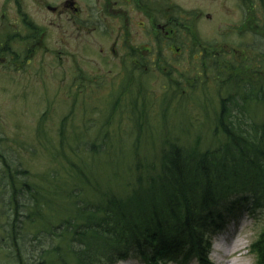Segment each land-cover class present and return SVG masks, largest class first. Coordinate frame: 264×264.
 Segmentation results:
<instances>
[{
	"label": "rangeland",
	"instance_id": "obj_1",
	"mask_svg": "<svg viewBox=\"0 0 264 264\" xmlns=\"http://www.w3.org/2000/svg\"><path fill=\"white\" fill-rule=\"evenodd\" d=\"M132 1L110 0L105 9V0H0V151L30 172L45 217L27 220L35 201L21 192L25 238L11 237L0 215V264H55L56 250L49 249L67 253V222H80L77 207L129 193L137 163L158 164L162 137L187 146L199 138L201 149L214 147L221 97L237 92L215 80L216 59L228 60L221 77L230 73V61L264 70L259 0ZM124 10L127 37L123 21L109 16ZM154 19L175 30L162 45L148 32ZM256 77L259 89L264 76ZM245 114L263 122L264 104L251 102ZM10 196L0 188V209L11 211ZM263 230L264 209L231 215L212 239L210 264H257L252 246ZM222 240L224 249L216 250ZM67 261L74 264L70 255ZM114 264L146 263L135 256Z\"/></svg>",
	"mask_w": 264,
	"mask_h": 264
},
{
	"label": "trees",
	"instance_id": "obj_2",
	"mask_svg": "<svg viewBox=\"0 0 264 264\" xmlns=\"http://www.w3.org/2000/svg\"><path fill=\"white\" fill-rule=\"evenodd\" d=\"M259 1L264 9V0ZM7 45L9 42L3 45L4 51L10 48ZM216 62L219 73L213 76L219 86L237 90L219 102L212 130L217 144L203 150L199 138L187 146L162 137L160 154H156L158 164L139 161L129 193H109L100 202L84 201L77 207L80 222H67L69 250L60 254L57 246L49 249L56 250L55 264H71L68 255L74 264H114L135 256L146 264H189L192 260L210 264L212 239L224 230L228 218L245 208L250 213L264 209V121L245 120L251 102L264 104V86L258 89L256 85V76H264V70L247 69L245 59L234 65L230 61V73L221 77L228 60L222 56ZM92 149L96 150V145ZM0 165V178L6 179L0 188L12 191L8 200L11 211L0 209V215L8 218L11 237L25 238L20 219L24 203L19 195L27 192L35 201L28 204L31 208L26 218L36 222L44 217L39 204L41 190L28 179L30 172L2 151ZM18 179L22 180L21 188ZM252 254L258 257L257 264H264V230L253 244Z\"/></svg>",
	"mask_w": 264,
	"mask_h": 264
},
{
	"label": "flooded vegetation",
	"instance_id": "obj_3",
	"mask_svg": "<svg viewBox=\"0 0 264 264\" xmlns=\"http://www.w3.org/2000/svg\"><path fill=\"white\" fill-rule=\"evenodd\" d=\"M106 1H108V2L105 5V9L106 8L108 9L109 8V5H110V0H105V2ZM132 2H134V0ZM138 2L140 3V0H136V3L137 4H139ZM142 6H143V9L146 8V4H144ZM71 7L74 9V12H75L76 15H80V8H79V5H78L77 2L74 3L72 1L71 2ZM157 11H159V8L157 9ZM97 14L100 15L99 13H97ZM109 16L110 17H113L115 19H118L120 21H123L124 24L122 25V27H123L124 33H125V35L127 37V34L130 32V17L128 15V13L124 10V11H121V12H116V13H114L112 15H109ZM155 20L156 19L153 20V23H154L155 26L152 25V28H150L151 30L148 31V32H150L151 34L154 33L156 35V39H157L159 45H162L163 44V42H162L163 41V38L162 37H168V38H170L171 35L174 34L175 30L173 28H171L170 25L168 26L166 23H164V21L157 23V22H155ZM142 23H143L142 26L145 27L144 26L145 22H142ZM129 48L131 49V47H129ZM160 49H161V46H160ZM113 50H115L114 47H113ZM101 52H104V50L101 49Z\"/></svg>",
	"mask_w": 264,
	"mask_h": 264
},
{
	"label": "bare ground",
	"instance_id": "obj_4",
	"mask_svg": "<svg viewBox=\"0 0 264 264\" xmlns=\"http://www.w3.org/2000/svg\"><path fill=\"white\" fill-rule=\"evenodd\" d=\"M240 242H241V241H240ZM240 242L238 241L236 244L233 245L232 249H234V251H235V249L238 248V246H240V245L243 244V243H240ZM214 248H215L216 250L224 249L223 240L220 241L219 243L215 244V245H214ZM227 253H228V252H227Z\"/></svg>",
	"mask_w": 264,
	"mask_h": 264
}]
</instances>
